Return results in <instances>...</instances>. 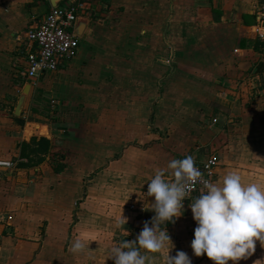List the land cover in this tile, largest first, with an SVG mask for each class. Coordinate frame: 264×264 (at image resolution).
Masks as SVG:
<instances>
[{"label": "crops", "instance_id": "0c3cea01", "mask_svg": "<svg viewBox=\"0 0 264 264\" xmlns=\"http://www.w3.org/2000/svg\"><path fill=\"white\" fill-rule=\"evenodd\" d=\"M89 1L78 54L31 87L16 115L26 85L14 67L18 43L54 2L0 0V157L23 146L22 160L39 155L29 168L0 172V264H114L111 248L151 222L147 183L156 170L168 173L173 158L216 152V183L235 171L264 187L258 0ZM105 177L114 187L94 190ZM195 227L192 212L165 221L174 247L141 252L152 264H165L169 248L192 264H214L193 254ZM76 238L85 248L74 253ZM255 261L264 264L258 241L238 264Z\"/></svg>", "mask_w": 264, "mask_h": 264}, {"label": "clouds", "instance_id": "9594fccd", "mask_svg": "<svg viewBox=\"0 0 264 264\" xmlns=\"http://www.w3.org/2000/svg\"><path fill=\"white\" fill-rule=\"evenodd\" d=\"M167 168L168 173L156 170L147 183V197L154 200L143 208L155 213L151 222H144L134 240H122L111 248L108 258L114 264H152L141 249L157 253L165 248L171 238L162 225L165 221L174 223L184 214L185 199L196 222L190 244L195 256L206 255L214 264H238L253 255L257 241L264 248V187L244 183L235 171L225 174L219 183L204 179L191 155L171 159ZM197 182L202 190L189 199ZM127 219L122 212L119 223L126 224ZM84 248L80 238L71 244L74 253ZM171 248L165 264H192L185 251L170 255Z\"/></svg>", "mask_w": 264, "mask_h": 264}, {"label": "built area", "instance_id": "2783aa9c", "mask_svg": "<svg viewBox=\"0 0 264 264\" xmlns=\"http://www.w3.org/2000/svg\"><path fill=\"white\" fill-rule=\"evenodd\" d=\"M92 9L89 0H72L64 6H52L40 24L24 33V41L28 43V47L19 50L22 62L18 69V75L24 80V84L37 86L42 77L65 67L78 54L80 47L79 35L76 32L78 21ZM257 12L259 20L264 22V0L258 4ZM17 39L22 40L19 36ZM211 122L215 123L217 119L213 118ZM193 160L204 179L212 182L217 180L219 155L216 152L211 153L203 161L195 158ZM15 164L12 158L0 157V172L15 169ZM201 190L202 185L195 183L189 199L197 196ZM188 204L189 200L185 199L184 214L191 213Z\"/></svg>", "mask_w": 264, "mask_h": 264}, {"label": "rangeland", "instance_id": "374dc122", "mask_svg": "<svg viewBox=\"0 0 264 264\" xmlns=\"http://www.w3.org/2000/svg\"><path fill=\"white\" fill-rule=\"evenodd\" d=\"M262 0H258V2H257V6H258V4L261 2ZM47 3H49V2H47ZM48 7V6H47ZM25 40V38L23 39V41ZM79 41H80V46H81V37H79ZM27 47H28V43L27 42H20V43H18V49L21 51V50H25V49H27ZM79 49H80V47H79ZM22 57V56H21ZM71 61V60H70ZM70 61H69V63H70ZM21 62H22V58L20 59V61H18L17 62V64H15L14 65V67H15V69H16V72H18L17 70L20 68V64H21ZM68 63V64H69ZM67 64V65H68ZM30 82H31V80H29ZM33 88H34V86H33ZM15 152H11V155L10 156H12L13 158V160L15 161V168H18L19 166H25L26 168H29V167H31V166H29L28 164L31 162L32 163V161H37V159H39V155H37V156H33L32 155V157L33 158H31V160H25V159H23L22 160V155H21V152H17V153H15ZM25 153L27 154V155H29V153H27L26 151H25ZM56 162H58L57 160H56ZM27 164V165H26ZM33 166H35V164L33 165ZM14 170V169H13ZM2 172H5V171H2ZM79 174V176L80 177H82V172H80V173H78ZM5 175V174H4ZM89 174H87L86 176H88ZM90 177H92V176H90ZM89 177L86 179V183L85 184H88V183H90L89 182ZM107 177H105V178H100V179H98L97 180V182H98V184L95 186V188H93L94 190H97L98 192L99 191H101L104 187H105V184L104 183H108V184H111L112 186L110 187V188H113L114 186V183H115V181H112V182H107ZM92 180L93 179H91L90 181H91V183H92ZM123 184H125V182L123 183ZM143 195H145V193L143 192ZM114 233V232H113ZM134 235V234H133ZM113 236L115 237V239L114 240H116V238L118 239V240H120V236L117 234V233H115V234H113ZM109 237H111V235H109Z\"/></svg>", "mask_w": 264, "mask_h": 264}, {"label": "water", "instance_id": "95a60500", "mask_svg": "<svg viewBox=\"0 0 264 264\" xmlns=\"http://www.w3.org/2000/svg\"><path fill=\"white\" fill-rule=\"evenodd\" d=\"M52 1L54 2V6H55V0H52ZM83 25H85V21H80L78 23L77 28H76L77 34L81 35V27H83ZM30 89H31L30 84H26L24 87V90H23V94L21 95V97L19 99L16 111H15L16 115H20L22 108H23V105L25 103L26 96L29 93Z\"/></svg>", "mask_w": 264, "mask_h": 264}, {"label": "trees", "instance_id": "16d2710c", "mask_svg": "<svg viewBox=\"0 0 264 264\" xmlns=\"http://www.w3.org/2000/svg\"><path fill=\"white\" fill-rule=\"evenodd\" d=\"M33 139V138H32ZM33 140H35V139H33ZM43 140H45V139H43ZM47 143V142H46ZM41 145H43L42 143H41ZM47 145V144H46ZM25 146H26V144H25ZM21 155H22V157H24V156H28L26 153H25V148H24V146H23V149H22V151H21Z\"/></svg>", "mask_w": 264, "mask_h": 264}]
</instances>
